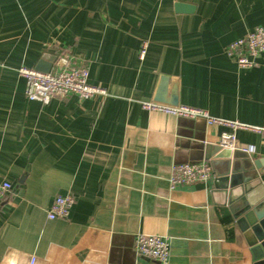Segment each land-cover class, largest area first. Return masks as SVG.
<instances>
[{
	"label": "crops",
	"instance_id": "obj_1",
	"mask_svg": "<svg viewBox=\"0 0 264 264\" xmlns=\"http://www.w3.org/2000/svg\"><path fill=\"white\" fill-rule=\"evenodd\" d=\"M257 27L264 0H0V264H157L139 234L168 240L167 264H254L236 216L264 210V137L140 104L166 77L178 105L264 126V53L247 69L226 54ZM61 54L106 96L28 101L17 71ZM223 133L253 153L206 160ZM200 163L211 180L169 187L172 166ZM65 195L68 217L49 220Z\"/></svg>",
	"mask_w": 264,
	"mask_h": 264
},
{
	"label": "built area",
	"instance_id": "obj_2",
	"mask_svg": "<svg viewBox=\"0 0 264 264\" xmlns=\"http://www.w3.org/2000/svg\"><path fill=\"white\" fill-rule=\"evenodd\" d=\"M147 45L143 44L139 58L143 59ZM264 53V27H257L240 39L230 43L226 54L232 58L240 69L255 66V59ZM20 77L26 81L25 95L28 101L47 105L53 99H67L71 96L78 99H90L95 96H106V92L92 86L88 82V69L82 61L68 54L55 56L47 73H39L34 69L20 68ZM141 108L150 113H161L174 118L197 120L202 119L206 125L228 127L232 131L237 129L251 131L264 137V126L253 127L236 122L210 117L206 112L186 106H167L156 102H142ZM223 148L231 151L239 150L242 153L252 154L250 148H239L234 133H223L218 141ZM213 178L212 168L206 163L176 164L171 167L168 184L171 189L182 186L206 183ZM11 185L0 179V201L9 195ZM74 205L70 195L57 196L49 210V220L66 219ZM134 253L142 258L157 264H167L169 258V243L166 238L139 234L136 236L133 247Z\"/></svg>",
	"mask_w": 264,
	"mask_h": 264
},
{
	"label": "water",
	"instance_id": "obj_3",
	"mask_svg": "<svg viewBox=\"0 0 264 264\" xmlns=\"http://www.w3.org/2000/svg\"><path fill=\"white\" fill-rule=\"evenodd\" d=\"M175 9L177 12L192 11V8L181 3H177ZM54 60L55 56L43 55L34 70L39 73H47ZM167 82L168 79L166 77L160 78L153 101L167 106H178L177 97L172 91L169 97L166 96ZM204 155L206 160L211 158L229 159L232 151L228 148L221 147L219 142H217L206 145ZM236 218V224L250 247L254 264H264V210L260 207L255 208L249 203H245L244 208Z\"/></svg>",
	"mask_w": 264,
	"mask_h": 264
}]
</instances>
